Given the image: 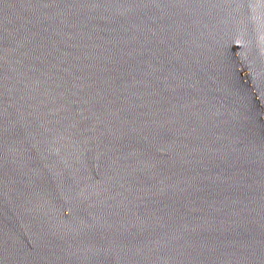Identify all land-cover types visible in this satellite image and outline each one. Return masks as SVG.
Masks as SVG:
<instances>
[{
  "label": "water",
  "instance_id": "water-1",
  "mask_svg": "<svg viewBox=\"0 0 264 264\" xmlns=\"http://www.w3.org/2000/svg\"><path fill=\"white\" fill-rule=\"evenodd\" d=\"M0 264H264V0H0Z\"/></svg>",
  "mask_w": 264,
  "mask_h": 264
}]
</instances>
